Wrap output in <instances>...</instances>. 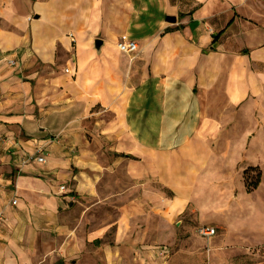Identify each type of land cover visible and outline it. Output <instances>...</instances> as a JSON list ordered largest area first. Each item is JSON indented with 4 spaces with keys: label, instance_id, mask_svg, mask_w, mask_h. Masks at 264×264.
<instances>
[{
    "label": "crops",
    "instance_id": "1",
    "mask_svg": "<svg viewBox=\"0 0 264 264\" xmlns=\"http://www.w3.org/2000/svg\"><path fill=\"white\" fill-rule=\"evenodd\" d=\"M193 2L170 22L178 9L170 0H0V264H144L147 241L127 229L134 204L108 201L92 148L108 147L122 161L126 189L151 176L167 183L171 154L218 137L205 108L220 85L232 109L264 95L256 84L264 71L252 69L264 63V23L234 12L217 29L221 0ZM122 35L138 42L134 54L119 50ZM92 115L99 138L91 140ZM40 144L47 162L24 163ZM239 202L238 193L228 200L235 221L202 225L220 228L208 250L180 236L170 263L264 264V223L245 220ZM110 206L119 212L113 220Z\"/></svg>",
    "mask_w": 264,
    "mask_h": 264
},
{
    "label": "rangeland",
    "instance_id": "2",
    "mask_svg": "<svg viewBox=\"0 0 264 264\" xmlns=\"http://www.w3.org/2000/svg\"><path fill=\"white\" fill-rule=\"evenodd\" d=\"M170 1L178 6L172 14L177 19L182 17L181 14L188 15L195 7L193 0ZM218 6L214 17L217 29L224 27L234 12L237 16L256 24L264 23V0H221ZM258 11L262 13L261 17ZM227 13H230V16H227ZM252 69L264 71V63H255ZM256 84L264 90V82ZM257 97L259 96L256 95V99L246 106L232 109L220 85L213 105L208 104L205 108V119L217 124L218 137L203 146L193 144L171 154L173 175L167 183L151 176L149 180L140 181L136 190L126 189L130 186V180L125 177L126 167L122 161H118L108 147L96 145L92 148L95 158L100 160L103 166L98 167V170L106 172L103 179L98 181L104 186L107 184L105 195L108 201L113 204H134L137 213L133 210V220L127 229L129 234L147 241L141 244L148 245L145 248L149 251L147 257L140 260L142 263L148 261L150 264H176L170 263L175 254V247L179 245L174 240L185 235H191L196 240L202 239L197 244L200 245L201 251L208 250L210 240L214 242L220 236V228L216 227L218 234L212 239L201 236L199 228L202 225L217 226L213 219L219 216V221L223 220L228 224L235 221L233 213L226 211L232 208L228 200L237 193L245 212V220L252 224L264 223V95L262 99ZM94 109L98 111L100 106ZM97 116L92 115L87 121L90 126L88 138L91 140L99 138L92 129L93 125L98 126L95 124ZM112 116V112H106L104 115L106 119H111ZM102 150L106 151V155L101 153ZM154 159L158 163L163 160L162 156ZM105 166L108 168L105 169ZM214 166L219 168L220 176ZM140 170H143L142 165ZM245 170L251 179H256L257 173L261 172V189L247 192ZM114 172H118L117 178ZM116 183H119V186H116ZM243 186L245 191L242 190ZM169 204V210L166 211ZM174 205L179 208L177 211L174 210ZM105 215L113 220L119 216V212L110 206ZM113 236L114 227L108 232L107 239L111 240ZM164 247H167V251L162 254ZM258 254L264 260V245L259 248Z\"/></svg>",
    "mask_w": 264,
    "mask_h": 264
},
{
    "label": "built area",
    "instance_id": "3",
    "mask_svg": "<svg viewBox=\"0 0 264 264\" xmlns=\"http://www.w3.org/2000/svg\"><path fill=\"white\" fill-rule=\"evenodd\" d=\"M70 37L74 40V34H70ZM118 48L121 52L124 53H128V54H134L137 50H138V42L131 39L130 37H128L127 35H122L117 42ZM12 64H15L16 61L15 60H11ZM44 146L43 145H38L34 151L33 154H31L30 156L27 157L26 160H24V163L29 161V160H37L38 162L41 163H45L47 162L46 159V155L44 153ZM60 190L62 191H66V186L62 185L60 186ZM13 204H16V200L14 199L12 201ZM6 216L0 212V222H6ZM199 233L200 235L204 236V237H210V236H214L217 232H216V228L212 227V226H201L199 228ZM162 254H165V252L163 251Z\"/></svg>",
    "mask_w": 264,
    "mask_h": 264
},
{
    "label": "trees",
    "instance_id": "4",
    "mask_svg": "<svg viewBox=\"0 0 264 264\" xmlns=\"http://www.w3.org/2000/svg\"><path fill=\"white\" fill-rule=\"evenodd\" d=\"M232 22H233V20H231L228 23V25H230ZM223 32H224V30H221L220 32L213 34L211 46H214L218 42V40H219V38ZM245 174H246V176H245L246 190H247V192L250 193V192H252L258 188L259 183H260V178H261V172L257 173L256 179H251L250 176H247V170H245Z\"/></svg>",
    "mask_w": 264,
    "mask_h": 264
},
{
    "label": "water",
    "instance_id": "5",
    "mask_svg": "<svg viewBox=\"0 0 264 264\" xmlns=\"http://www.w3.org/2000/svg\"><path fill=\"white\" fill-rule=\"evenodd\" d=\"M167 20L170 21V22H176L177 21V18L175 16H167ZM103 41L101 39H96L95 40V47L97 49H100L101 48V45H102Z\"/></svg>",
    "mask_w": 264,
    "mask_h": 264
}]
</instances>
